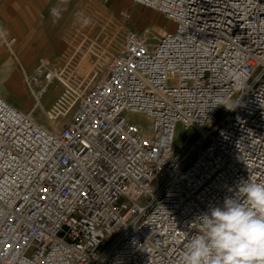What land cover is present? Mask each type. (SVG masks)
<instances>
[{
	"label": "built area",
	"instance_id": "obj_1",
	"mask_svg": "<svg viewBox=\"0 0 264 264\" xmlns=\"http://www.w3.org/2000/svg\"><path fill=\"white\" fill-rule=\"evenodd\" d=\"M132 2L172 28L128 30L61 125L0 95V264H178L202 214L264 182V0ZM59 76L39 57L26 80L39 98Z\"/></svg>",
	"mask_w": 264,
	"mask_h": 264
},
{
	"label": "rangeland",
	"instance_id": "obj_2",
	"mask_svg": "<svg viewBox=\"0 0 264 264\" xmlns=\"http://www.w3.org/2000/svg\"><path fill=\"white\" fill-rule=\"evenodd\" d=\"M46 1V6L20 8V14L23 17L29 16L32 26H35L41 14L48 20L51 17L49 11L58 0ZM73 3L71 8L62 14L67 21L62 29L57 26L55 34L49 35L43 49L31 57L33 67L27 76L33 71L37 57L45 56L48 61L64 68V78L68 82L74 85L83 79L84 85H90L106 73L108 63L121 49L128 30L137 32L149 45H153L165 30L173 26L172 22L156 10L133 3L132 0H117L118 5H114L113 0H74ZM25 10L29 15L24 14ZM122 10L128 11V18L120 15ZM84 19H90L91 22L84 25ZM15 27L16 30L12 32L3 30L6 34L15 35V42L9 49L0 41V95L20 110L30 112L42 125H60L72 114L76 105L75 95L72 90L57 83L56 88L54 85L50 86L57 94L49 92L40 104L36 105L34 95L25 89L27 76L21 71L20 64L12 53L14 51L19 54L23 44L20 24L15 23ZM0 28L3 29V26L0 25ZM50 52H53V57L49 55ZM31 85L38 89L37 86ZM41 109L43 113L50 112L56 120L53 121L49 117L45 119ZM131 119L145 128L148 127V120L140 114H132ZM185 136L186 132L178 125L173 143L176 151L185 147Z\"/></svg>",
	"mask_w": 264,
	"mask_h": 264
},
{
	"label": "clouds",
	"instance_id": "obj_3",
	"mask_svg": "<svg viewBox=\"0 0 264 264\" xmlns=\"http://www.w3.org/2000/svg\"><path fill=\"white\" fill-rule=\"evenodd\" d=\"M67 2L60 0L50 10L53 23ZM199 219L202 229L186 241L178 264H264V182L241 180L222 206Z\"/></svg>",
	"mask_w": 264,
	"mask_h": 264
},
{
	"label": "crops",
	"instance_id": "obj_4",
	"mask_svg": "<svg viewBox=\"0 0 264 264\" xmlns=\"http://www.w3.org/2000/svg\"><path fill=\"white\" fill-rule=\"evenodd\" d=\"M73 1L74 0H68L67 4L64 5V7H66V10L63 11L62 14L67 12L71 8L70 6L74 4ZM47 3L48 2L46 0H41V2H37L35 0H0V25L3 26V29L0 28V41L1 43L3 42L2 41L3 36H14L15 37L14 34H6L3 30L12 32L16 28L15 23L20 24L21 33L23 34L22 35L23 44H22L21 51L19 54H16L14 51H12V53L14 54L16 61L20 64V69L25 74V76H27V74L31 71L33 67V61L31 60V57H33V55L36 52L41 51L43 49L42 47L44 44H46V40L47 38H49V35L55 34L57 30V26H59L62 29L65 22H67L66 20H64L65 18H63L65 16L61 14V18L57 22L53 23V17L51 15V12L49 11L48 14H50L51 17L47 20V19H44L42 16L43 14H41L35 26L33 25L35 27V29L33 30L32 29L33 26L30 24L31 21L29 20V16L23 17V15L20 14V8L46 6ZM59 3H60V0L54 3V5L52 4L50 5L54 7L58 5ZM113 4L114 5L117 4V0H113ZM53 7H51V9ZM24 14L29 15L27 10L24 11ZM1 43H0V53L2 52ZM49 55L51 57L54 56L53 52H50ZM39 57H44L47 59V57L45 56H39ZM39 57H37V59ZM25 70L27 71L26 73H25ZM25 89L28 92L32 93L33 95V92L31 91L30 87L27 86V84H26ZM32 89L34 88L32 87ZM49 92L57 94V92H55L53 89H50L49 87L46 94L42 97L40 101L36 103V105L40 104V102L45 98L46 95H48ZM41 108L43 107L41 106ZM41 112H42V109H41ZM42 114L45 119L49 117L48 112L44 111V113L42 112ZM33 117L37 121L34 115ZM44 126L48 128H53L54 125L51 124L50 126H47V125H44Z\"/></svg>",
	"mask_w": 264,
	"mask_h": 264
},
{
	"label": "bare ground",
	"instance_id": "obj_5",
	"mask_svg": "<svg viewBox=\"0 0 264 264\" xmlns=\"http://www.w3.org/2000/svg\"><path fill=\"white\" fill-rule=\"evenodd\" d=\"M145 40V39H144ZM146 41V40H145ZM148 43V42H147ZM149 44V43H148ZM96 70V69H95ZM27 71L25 70V73H26ZM60 77V76H59ZM27 78V77H26ZM59 83V82H58ZM60 83L62 84V86H66L67 88H69L70 89V84H69V82L65 79V78H63L62 76L60 77ZM26 84H27V86H29L30 87V89H31V91L33 92V95H34V99H35V101L36 102H38V101H40L41 99H42V97L46 94V92H47V90H48V88L50 87H47L46 88V92L41 96V97H37L36 96V94H35V91H34V89H32V85L29 83V81L27 80L26 81ZM69 94V93H68ZM59 102V101H58ZM48 115H49V118H51V117H53L52 115H51V113L50 112H48ZM140 115H142V114H140ZM143 116V115H142ZM32 117H33V115H32ZM70 117V116H69ZM68 117V118H69ZM143 117H145V116H143ZM67 118V119H68ZM147 120H148V127H147V129L150 127V123H149V119L147 118V117H145ZM33 119H34V117H33ZM66 119V120H67ZM35 120V119H34ZM65 120V121H66ZM36 121V120H35ZM42 125V124H41ZM61 125V124H60ZM44 126V125H43ZM56 126H58V125H56ZM55 126V127H56ZM46 127V126H45ZM55 127H53V128H55ZM48 128V127H47ZM53 128H48V129H53ZM174 143V142H173Z\"/></svg>",
	"mask_w": 264,
	"mask_h": 264
}]
</instances>
